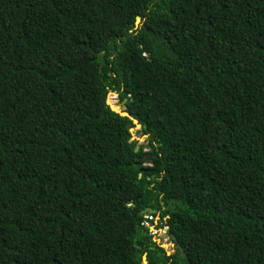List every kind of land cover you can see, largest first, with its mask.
<instances>
[{
	"label": "trees",
	"instance_id": "1",
	"mask_svg": "<svg viewBox=\"0 0 264 264\" xmlns=\"http://www.w3.org/2000/svg\"><path fill=\"white\" fill-rule=\"evenodd\" d=\"M144 260L264 264V0H0V264Z\"/></svg>",
	"mask_w": 264,
	"mask_h": 264
},
{
	"label": "rangeland",
	"instance_id": "2",
	"mask_svg": "<svg viewBox=\"0 0 264 264\" xmlns=\"http://www.w3.org/2000/svg\"><path fill=\"white\" fill-rule=\"evenodd\" d=\"M107 100H108L107 103L109 102L108 105L110 107L114 108V110L117 111L118 113L122 112L121 102H119V99L115 93H109ZM140 130H141V128L139 126H136V128L134 130H132L133 140H137L138 144H142L141 146L145 147L147 145V137L144 136L142 133H140L139 132ZM148 151L149 150L147 148H145L143 150V154L148 153ZM150 167H152L151 164H148V163L142 164L143 169H147ZM146 221H149V220H146ZM152 221H153V225L149 224V226H150V231L152 232V234L155 235V242L161 248H163L167 252L168 255L174 253L173 245L168 241V239L165 236L166 235V228L156 229V226H159V222H158L157 218H153Z\"/></svg>",
	"mask_w": 264,
	"mask_h": 264
},
{
	"label": "water",
	"instance_id": "3",
	"mask_svg": "<svg viewBox=\"0 0 264 264\" xmlns=\"http://www.w3.org/2000/svg\"><path fill=\"white\" fill-rule=\"evenodd\" d=\"M137 22H139V19H138V18H137ZM125 101H126V100H123L122 103H121V108H122V110H125V107H124ZM107 104H108V103H107ZM110 108H111L112 111L118 113L117 111L114 110V108H112V107H110ZM121 115H122V116H125V117H129V115L126 114V113H121ZM134 124H136L135 121H134ZM131 132H132V131H131ZM141 145H142V144H139V146H141ZM134 152L137 153V152H138V148H136V149L134 150ZM142 157H143V158H146V155L143 154V156H141L139 159H141ZM149 159H151V157H149ZM141 171H143V169H142ZM154 214H155V212H154V211H150V210H146V211L142 212V215H143V216H146V215H149V216H150V215H154ZM165 236H166V238H168V235H165ZM143 264H146L145 260L143 261Z\"/></svg>",
	"mask_w": 264,
	"mask_h": 264
},
{
	"label": "built area",
	"instance_id": "4",
	"mask_svg": "<svg viewBox=\"0 0 264 264\" xmlns=\"http://www.w3.org/2000/svg\"><path fill=\"white\" fill-rule=\"evenodd\" d=\"M145 218H146V219H148V220H150V219H151V217H150V216H146ZM144 225L148 227V226H149V222H147V221H146V222L144 223Z\"/></svg>",
	"mask_w": 264,
	"mask_h": 264
},
{
	"label": "bare ground",
	"instance_id": "5",
	"mask_svg": "<svg viewBox=\"0 0 264 264\" xmlns=\"http://www.w3.org/2000/svg\"><path fill=\"white\" fill-rule=\"evenodd\" d=\"M108 101V100H107ZM109 103V102H108ZM116 105V104H115ZM112 106V105H111Z\"/></svg>",
	"mask_w": 264,
	"mask_h": 264
}]
</instances>
